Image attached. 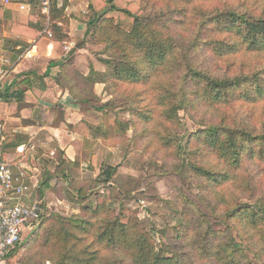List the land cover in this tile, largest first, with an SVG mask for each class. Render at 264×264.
Instances as JSON below:
<instances>
[{
  "label": "trees",
  "instance_id": "obj_1",
  "mask_svg": "<svg viewBox=\"0 0 264 264\" xmlns=\"http://www.w3.org/2000/svg\"><path fill=\"white\" fill-rule=\"evenodd\" d=\"M253 2L88 0L87 26L95 27L96 43L104 45L105 58L100 61L105 70L96 71L90 65L88 74L82 75L70 58L49 64L59 68L55 76L57 85L78 102H100L94 93L97 84L111 90L110 100L91 108L79 127L85 131L94 128L97 136L100 133L108 138L109 132L95 122L98 114L105 118V113L118 107L133 118L149 120L158 108L160 119L155 135L163 146L174 150L180 164L187 162L192 174L202 180L200 195L207 196L197 198L203 209L197 200L182 194L185 210L179 232L162 252L156 250L151 234L137 218L121 222L105 211L103 197L99 195L94 213L99 215L103 211L105 215L98 218L95 243L101 245L104 255L89 246L77 249V231H83L90 224L88 221L74 216L64 223L44 216L29 242L59 248L52 264H180L181 259L188 257L186 249L190 253L193 250L206 264H264V109L257 114L250 109L264 108V8L258 10ZM50 3L49 30L56 41H67L59 25H66L64 5L58 8L57 0ZM46 23L47 17L29 12L26 23L12 21L8 33L22 41H32ZM13 53L3 48L4 57L10 58ZM243 58L248 61L240 62ZM119 84L143 91L125 95L118 92ZM18 96L21 98L22 94L11 93L7 88L0 92V101L9 103ZM143 96L150 103L146 104L147 110L138 106ZM202 106L214 108L216 120L194 133H186L179 112L193 117V111ZM127 127L125 124L123 128ZM193 142L201 148L195 149ZM204 152L218 168L211 169L201 160L191 158ZM114 173V169H107L98 178L108 185ZM220 181L236 183L235 191L240 196L238 193L227 199L224 192L209 197L202 193ZM44 183L48 187L46 180ZM244 201L256 205L257 210L248 209ZM231 206L232 210L222 215L228 216L227 227L215 230L213 218L217 216L221 221L217 210ZM238 222L250 228L251 233H243ZM233 227L239 230L236 236L240 240L232 235ZM18 247L5 260H16ZM19 260L24 262V256Z\"/></svg>",
  "mask_w": 264,
  "mask_h": 264
},
{
  "label": "rangeland",
  "instance_id": "obj_2",
  "mask_svg": "<svg viewBox=\"0 0 264 264\" xmlns=\"http://www.w3.org/2000/svg\"><path fill=\"white\" fill-rule=\"evenodd\" d=\"M50 2L51 0L46 9L42 5V1L35 2L27 14L31 12L34 15L47 17V24L45 26L49 27ZM63 5L66 25H68L71 18L74 30L77 27L79 28L77 33L79 37L74 43L70 44L71 48H75L79 44H86L93 59H96L97 69L92 68L96 71H104L105 66L100 61L101 58H105V55L102 54L104 52V45L96 43L94 26H91L88 32L84 31V27H86L85 25L88 24L87 22H89L90 18L87 7L88 0H57L58 8H61ZM252 5L258 10H262L264 8V0H254ZM0 6L2 8L0 14L1 39L13 18L5 15V12L7 13L8 10L1 2ZM156 9L158 10V8ZM155 11H151V13H155ZM65 12L70 17H67ZM25 14L23 12L16 13L20 18L25 16ZM49 33H51L50 40L56 41L55 34L51 30H49ZM43 42L44 40L41 39L36 46H40ZM0 44L2 45L0 48H3L6 42L3 40ZM66 45L70 47L69 44ZM62 52L64 57H66V51ZM83 54L88 55L89 53L79 48L76 53V59L80 62V71L74 67L79 73L86 70L89 72L90 69L86 67L88 61ZM243 60L244 62L248 61L243 58L242 60L240 59V62ZM165 77L168 78V76ZM118 87V92H124L125 95L143 91V89L138 88L137 90L123 88L120 84ZM110 91L109 89H105L102 84L95 85L94 93L99 97L101 103H85L88 108L85 109L84 116L90 112L91 108L108 102L110 100ZM147 103L149 106L150 103L143 96L142 102L138 105L140 110H147ZM250 109L257 114L264 108L257 107ZM247 110L250 112L249 109ZM158 112L159 109L157 108V110L149 115V120H141L133 118L123 109L116 107L105 113V118L101 117L100 114L94 117L95 122L101 124L105 132H109V137L104 138L100 133L97 136L96 130L92 128V136L95 135V140L89 141L90 148L85 150L93 152L94 163L84 161L87 169L86 167L82 168L86 169L87 173L81 172L80 160L66 163L62 160L61 155L57 151H54V159L51 160L54 163L53 165H55L54 176L56 184L50 192L49 206L46 204L42 205L44 210L43 217L54 218V220L64 223L73 220L72 217L74 216L88 221L90 224L83 231H77L79 237V240L76 241L77 249L89 246L91 250H98L100 256L104 255L101 251V245H96L95 243L96 226L99 223L98 218L105 215L103 211L99 215L94 213L98 205L96 200L98 195L103 197L102 201H104L105 211L114 214L121 222L126 223L131 220L130 218H137L140 221L141 227L151 234L154 246L160 252H162L164 246L172 243L171 240L179 232L182 214L185 210V205L181 200L182 194L193 201H196L197 198L199 199V196L202 198L207 196L206 194L200 195L201 189L199 185L202 184V180L197 175L192 174L187 162L184 161L180 164L175 158L174 150L163 146L157 135H155V130L158 129L156 122L160 119ZM93 116L95 115L93 114ZM192 116L189 117L182 111L179 112V117L185 127L186 133H194L210 122L213 123L217 115L214 108L202 106L199 110L193 111ZM130 121L131 124L127 123ZM125 124H127V128H123ZM193 147L195 149L201 148L200 144L196 142H193ZM191 158L194 161L201 160L211 169H216L219 166L215 164L216 162L207 152L196 153ZM107 169H114L115 173L108 185H104L100 182L101 179L99 178L103 177V171ZM243 172L246 173L244 170ZM94 173L96 175H93ZM237 186L236 183L231 181H220L216 185H211L206 190H203L202 193H208L209 197L212 193L224 192L227 199H230L238 193L240 196V192L235 191L238 190ZM34 198H36L35 195ZM197 201L204 209V205L200 202L201 200ZM243 204H247L248 209L253 208L257 210L256 205L247 203V201H244ZM232 208L231 206L217 210L216 214H220L219 219L221 221L218 220L217 216V219L213 218L212 227L215 230H224L227 227L229 222L226 217L228 216L222 217V215L231 211ZM238 224L242 226L240 230L243 233H251L250 228H246L242 223L238 222ZM238 231L235 228L232 229V235L235 237ZM29 236L30 234H25L21 239L22 244H18L20 246L17 248L16 258L23 259L24 256V262L21 263L22 260L20 259L21 261L19 260L18 264H52L51 260H54L58 255L59 248L51 247L50 244L45 245L42 242L30 243ZM237 238L240 240L239 237ZM178 247L182 248L180 245ZM180 249L178 251L181 254L182 249ZM186 250L188 257L181 259L180 264H206L194 254L193 250L191 253L190 249Z\"/></svg>",
  "mask_w": 264,
  "mask_h": 264
},
{
  "label": "crops",
  "instance_id": "obj_3",
  "mask_svg": "<svg viewBox=\"0 0 264 264\" xmlns=\"http://www.w3.org/2000/svg\"><path fill=\"white\" fill-rule=\"evenodd\" d=\"M5 8L8 10L5 15L11 16L12 21L26 23L27 13L20 18L16 15L14 7ZM65 13L70 17L67 12ZM85 26L84 31L88 32L89 28ZM73 27L71 18L68 25L62 26L63 33L69 38L62 43L50 40V37L46 36L49 32L48 26H45L42 33L32 41H22L10 36L8 29L0 39V42L3 40L6 42L4 47L14 52L10 58L3 56L8 63L2 65L5 75L0 79V92L9 88L11 93L22 94L21 98L18 96L9 103L0 101L2 159L14 166L15 174H22L29 187L31 200L35 195L36 198L39 197L42 205L47 206L51 188L56 184L55 165L51 160L54 159V151H57L66 163L80 160L82 173L88 172L85 160L87 163L89 161L94 163L93 152L85 149L90 148L89 141H94L95 135L92 136V129L88 128L85 131L79 127L88 106L74 100L68 91L59 87L55 81L59 68L49 67L50 63L53 65L59 60L65 61L70 58L72 65L79 70L80 62L76 59V53L80 48L89 53L83 54L88 61L85 62L87 69L90 65L97 69L96 59H93L86 44H79L72 56L68 57V53L73 49L70 44L79 37L77 34L79 28L74 30ZM41 39L44 42L37 47ZM3 48H0L1 54ZM62 51H66V57ZM26 52L31 57H23ZM81 73L85 75L88 71ZM45 180L48 187L44 183ZM25 234L28 233L24 230L22 238ZM31 236L32 234L29 241ZM4 262L18 264L17 259Z\"/></svg>",
  "mask_w": 264,
  "mask_h": 264
},
{
  "label": "built area",
  "instance_id": "obj_4",
  "mask_svg": "<svg viewBox=\"0 0 264 264\" xmlns=\"http://www.w3.org/2000/svg\"><path fill=\"white\" fill-rule=\"evenodd\" d=\"M40 1L46 9L50 0H0L3 6L14 7L18 13H27ZM46 34L51 37V33ZM23 57L31 56L26 52ZM5 63L8 62L0 53V79L5 75ZM1 129L0 125V264H9L4 262L7 254L21 242L24 230L28 234L37 230L44 210L38 198L31 200L22 174H15L14 166L2 160Z\"/></svg>",
  "mask_w": 264,
  "mask_h": 264
},
{
  "label": "water",
  "instance_id": "obj_5",
  "mask_svg": "<svg viewBox=\"0 0 264 264\" xmlns=\"http://www.w3.org/2000/svg\"><path fill=\"white\" fill-rule=\"evenodd\" d=\"M79 46L73 48L69 53H68V57L72 56V54L75 52L76 48H78Z\"/></svg>",
  "mask_w": 264,
  "mask_h": 264
}]
</instances>
